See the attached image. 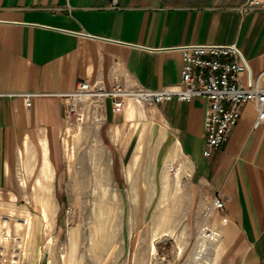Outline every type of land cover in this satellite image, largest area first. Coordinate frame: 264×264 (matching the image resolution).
I'll return each mask as SVG.
<instances>
[{"label":"crops","instance_id":"obj_1","mask_svg":"<svg viewBox=\"0 0 264 264\" xmlns=\"http://www.w3.org/2000/svg\"><path fill=\"white\" fill-rule=\"evenodd\" d=\"M246 1L0 0V207L39 197L29 183L56 181L46 177L63 160L66 95L81 80L159 90L180 81L182 54L170 48L235 44L264 86V6L242 12ZM23 94H35L30 107ZM206 110L195 97L147 109L129 101L115 115L107 101L100 140L123 157L137 141L136 159L149 135L162 165L188 183L198 226L206 205L224 203L211 226L229 264H264V125L254 128L256 107L244 105L228 141L206 158ZM4 249L0 264H10Z\"/></svg>","mask_w":264,"mask_h":264},{"label":"rangeland","instance_id":"obj_2","mask_svg":"<svg viewBox=\"0 0 264 264\" xmlns=\"http://www.w3.org/2000/svg\"><path fill=\"white\" fill-rule=\"evenodd\" d=\"M79 107L81 120L73 115L64 128L60 170L46 177L56 181L29 183V194L39 197L0 207V225L7 221L11 235L3 244L4 259L10 264H192L198 224L189 212L188 183L162 165L149 135L138 158L137 141L123 157L116 145L101 142L104 119H94L87 101ZM27 214L29 232L17 231ZM202 258L196 263L229 264L221 238Z\"/></svg>","mask_w":264,"mask_h":264},{"label":"built area","instance_id":"obj_3","mask_svg":"<svg viewBox=\"0 0 264 264\" xmlns=\"http://www.w3.org/2000/svg\"><path fill=\"white\" fill-rule=\"evenodd\" d=\"M262 6L264 0H247L239 10L248 12ZM170 50L182 54L183 64L177 85L152 90L138 83L115 81L106 88L99 82L81 80L76 84L75 90L66 95L69 100L66 107L67 122L73 115L81 120L82 111L79 106L86 101L92 108L94 119L101 121L104 119L108 100L111 112L116 115L123 112L128 100L136 104L155 106L174 100L189 102L195 97H201L207 101L204 118L206 147L203 152L206 158L228 141L241 117L244 105L253 103L256 107L254 128L264 125V86L257 83L235 44H187ZM34 96L35 94H23L27 107L31 106ZM168 170L174 174L177 172L175 166H169ZM223 209L224 203L217 198L212 204L205 206L194 239L196 247L202 241L208 244L219 241L221 234L212 228L211 222L214 215ZM220 222L225 224L227 218L220 217ZM8 237L5 228L0 225V244Z\"/></svg>","mask_w":264,"mask_h":264},{"label":"bare ground","instance_id":"obj_4","mask_svg":"<svg viewBox=\"0 0 264 264\" xmlns=\"http://www.w3.org/2000/svg\"><path fill=\"white\" fill-rule=\"evenodd\" d=\"M129 101H131V100H128L127 102H129ZM131 102H133V101H131ZM7 224H8V222L7 221H3L2 223H1V226L3 227V228H5V230H6V232H7V235L11 238V235H10V232H9V229H8V226H7ZM31 219H30V216H29V214H27V216H26V218H25V221L23 222V223H17L16 224V229H17V231H20V230H22V229H27V231L29 232V230H30V228H31ZM27 227V228H26ZM7 238V240H5V241H3L1 244L3 245V244H6V243H8L9 242V240H10V238ZM209 244L207 243V242H205V241H202V242H200L198 245H197V247H196V249H195V252H194V255H193V257H192V259H191V263L192 264H197L196 262L198 261V260H201V254H203L204 253V251L207 249V246H208ZM209 249V248H208ZM207 257V256H206ZM210 258V257H209ZM203 259V258H202ZM206 259V258H205ZM197 260V261H196ZM206 261V260H205ZM12 263L14 264V261H12ZM11 263V264H12Z\"/></svg>","mask_w":264,"mask_h":264}]
</instances>
